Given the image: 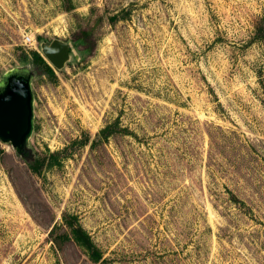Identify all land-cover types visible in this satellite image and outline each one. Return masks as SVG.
I'll return each instance as SVG.
<instances>
[{
  "label": "rangeland",
  "instance_id": "374dc122",
  "mask_svg": "<svg viewBox=\"0 0 264 264\" xmlns=\"http://www.w3.org/2000/svg\"><path fill=\"white\" fill-rule=\"evenodd\" d=\"M55 40L51 81L22 60ZM14 74L32 119L1 143L0 264H264V0H0V90Z\"/></svg>",
  "mask_w": 264,
  "mask_h": 264
},
{
  "label": "water",
  "instance_id": "95a60500",
  "mask_svg": "<svg viewBox=\"0 0 264 264\" xmlns=\"http://www.w3.org/2000/svg\"><path fill=\"white\" fill-rule=\"evenodd\" d=\"M45 60L53 67L63 68L69 59V47L60 40L43 47ZM0 90V140L11 143L19 152L24 150L31 129L32 96L26 75H11Z\"/></svg>",
  "mask_w": 264,
  "mask_h": 264
},
{
  "label": "trees",
  "instance_id": "16d2710c",
  "mask_svg": "<svg viewBox=\"0 0 264 264\" xmlns=\"http://www.w3.org/2000/svg\"><path fill=\"white\" fill-rule=\"evenodd\" d=\"M68 1V0H67ZM126 19L125 17L120 16V14L111 16L109 21L113 24L120 20ZM84 37L88 38L89 34L84 32L82 34ZM80 40V39H79ZM51 44V43H50ZM71 53V52H70ZM24 65H30L33 67V70L40 75L47 76L51 81H56L57 75L55 69L45 60V58L36 51L31 52V55H25L22 60ZM125 134L128 133V130L121 126L119 120H116L113 123L108 124L96 135L95 142L107 141L114 134ZM87 140H78L75 144L84 145ZM2 141L0 140V153L2 152ZM63 157L61 152H50L48 158L34 157L29 161V166L31 170L35 173H39L46 168L59 167L62 165ZM72 238L78 246H80L89 256V258L98 262L101 259V254L97 248L93 245L89 234L84 231L81 227L72 228ZM68 237V236H67ZM69 238V237H68Z\"/></svg>",
  "mask_w": 264,
  "mask_h": 264
},
{
  "label": "built area",
  "instance_id": "2783aa9c",
  "mask_svg": "<svg viewBox=\"0 0 264 264\" xmlns=\"http://www.w3.org/2000/svg\"><path fill=\"white\" fill-rule=\"evenodd\" d=\"M32 42V39L31 38H27L26 40H25V43L26 44H30Z\"/></svg>",
  "mask_w": 264,
  "mask_h": 264
}]
</instances>
